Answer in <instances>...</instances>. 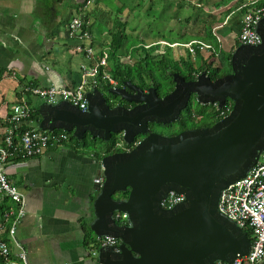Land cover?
<instances>
[{
    "label": "water",
    "instance_id": "water-1",
    "mask_svg": "<svg viewBox=\"0 0 264 264\" xmlns=\"http://www.w3.org/2000/svg\"><path fill=\"white\" fill-rule=\"evenodd\" d=\"M262 41L240 42L230 59L232 71L212 78L207 70L186 79L173 71L174 89L160 96L154 83L145 87L123 78L125 87H106L135 104L112 107L98 88L87 92L86 110L61 101H43L40 128H64L81 141H110L122 133L130 150L104 155L98 164L94 197L96 236H114V245L101 246L99 264H213L232 263L249 253L252 238L219 210L221 192L246 176L264 151V16L257 25ZM131 89V90H130ZM198 102L222 107L233 100L230 112L208 126L169 135L151 130L181 118L191 95ZM138 138V137H137ZM184 194L171 208L162 200L170 191ZM128 192L127 197H116ZM116 212H127L126 221Z\"/></svg>",
    "mask_w": 264,
    "mask_h": 264
},
{
    "label": "crops",
    "instance_id": "crops-1",
    "mask_svg": "<svg viewBox=\"0 0 264 264\" xmlns=\"http://www.w3.org/2000/svg\"><path fill=\"white\" fill-rule=\"evenodd\" d=\"M145 1L144 5L151 11L158 7V0H124L123 3L128 6L130 3L140 4ZM161 1L165 13V29L158 31V35L150 42L139 39L137 41L141 44L131 45L127 52L131 54L129 58L126 57L129 59L127 63L134 65L145 58L139 50L142 46L152 48L150 51L156 57L160 54L167 56L164 49L153 46L156 42L169 44L171 47L168 54L171 52L174 57L178 52L192 54L185 46L186 51H177L171 44L191 41L211 43L213 47L208 51L196 49L193 55L196 60L200 58L199 63H202V57L207 58L213 51L218 56L221 51L232 54L236 45L241 42L239 31L243 15L249 8L264 0ZM106 4V0H0V72H3L0 77V141L10 125L9 115L23 86L71 87L80 82V62L83 57L75 49L76 42L67 35L68 22L73 16L82 15L87 19L96 45L100 46L110 45V38L104 31H100V35L96 34L97 31L92 27L95 20H106L111 28L110 23L119 14H122L125 21L132 17L131 9L128 8L130 5L118 7L114 14V10ZM192 9L198 13L191 15ZM175 23L181 25V31L182 25H185L182 39L176 37H179L181 31ZM144 50L146 53L150 52ZM116 63L118 62L111 63L109 60L108 70L113 75L110 66H115ZM123 78L140 83L138 79L122 76L117 78V85L102 84L96 88L104 92L108 91V86L125 87ZM30 101L32 110L36 105L39 110L43 102L37 97H32ZM41 120L40 113L39 120L30 117L20 128L66 130L42 129L39 126ZM66 131L69 140L49 145L41 154L15 158L6 165L7 174L25 196L24 208L27 213L21 219L16 235L33 264H95L97 261V257H93L91 253L93 248L89 246L87 237L89 228L93 230L91 224L96 217L93 202L98 193L95 188L101 178L98 164L108 153L102 148H88L87 144L78 143L72 139L73 132ZM122 141L126 147L122 150L134 146V142L127 144L123 137ZM3 196L0 193V209L4 208L6 212L11 207L14 213H18L19 204L10 197ZM93 233L96 235L94 231ZM89 235L92 237L91 233ZM5 236L9 240L12 254L5 259L4 264H22L16 254L17 247L6 234ZM259 264H264V259Z\"/></svg>",
    "mask_w": 264,
    "mask_h": 264
},
{
    "label": "built area",
    "instance_id": "built-area-1",
    "mask_svg": "<svg viewBox=\"0 0 264 264\" xmlns=\"http://www.w3.org/2000/svg\"><path fill=\"white\" fill-rule=\"evenodd\" d=\"M264 16V1L249 8L242 17V24L239 31V40L244 43L257 44L262 41L261 35L257 31V25ZM217 28V27H216ZM68 38L76 42L75 49L83 57L80 62V82L75 86L48 85L37 87L25 85L21 88L18 101L13 105L9 115V123L4 137L0 141V193L8 196L19 204L18 213L10 207L4 212L0 221V254L7 259L12 254L9 237L17 247L16 254L22 260V264H33L29 260L28 252L17 238V229L21 219L26 215L25 196L7 174L6 165L15 158L30 157L41 154L49 145L61 144L69 140L66 130H41L39 128L21 129L20 125L30 119L32 106L30 99L37 97L50 103L69 101L70 103L86 110L89 105L87 92L102 84L117 85L118 79L108 70L110 57L113 50L110 45H96L93 33L89 27L87 19L82 15H75L68 22ZM172 46L182 45L187 47L192 56L196 49L208 51L213 45L204 41H191L187 43H174ZM194 54V55H193ZM118 56V53L116 54ZM119 56H121L119 54ZM125 57H130L127 53ZM31 97V98H30ZM227 104V102H226ZM218 102L212 103L220 116L224 117L230 110L229 106L224 108ZM139 142L136 139L134 145ZM121 142L116 143V148L122 146ZM122 148H126L125 146ZM132 148V147H131ZM128 147L127 149H131ZM104 178L98 179L100 184ZM184 199V194L170 191L162 200V205L171 208ZM219 210L228 217L234 219L242 228H251L254 238L250 252L239 255L234 262H216L214 264H259L264 259V151L261 153L257 163L248 171L246 176L229 184L221 192ZM114 217L120 221H126L127 212H116ZM119 241L114 236H97L96 245L91 253L97 257L101 246L114 245Z\"/></svg>",
    "mask_w": 264,
    "mask_h": 264
},
{
    "label": "trees",
    "instance_id": "trees-1",
    "mask_svg": "<svg viewBox=\"0 0 264 264\" xmlns=\"http://www.w3.org/2000/svg\"><path fill=\"white\" fill-rule=\"evenodd\" d=\"M120 18L121 17L118 15L114 19L112 26L109 29V34H110L109 43H110V47L113 50L112 59H114V61H111V63L116 62V57H117L116 54L120 53L119 51H125L127 53L129 47L133 43L139 42V41H134L128 45V43H127L128 41H126V36H125L126 31H123V29L125 27L123 25V22L121 21L122 19H120ZM231 56H232V54H226L224 51H221L220 55L218 56V55H216L215 51H213L212 54L210 56H208L207 58L202 57L201 58L202 63H199L200 58L196 60L194 58V56L188 55V54L185 56V58H183V60H180V58L179 59H172V58H169V57L161 55V54L159 55V57H156L150 51V52H147V55L144 59L138 60L134 65L127 63V64L122 66L119 63H116L115 66H113V64H112L110 66V68L117 78H120L122 76H126V77L128 76V77H132L135 80L138 79L141 82V86H143L145 88L150 85V81H151L156 86H160V88H163V86L165 85L164 91L167 92L168 90H170L174 87L173 86L174 81H173V77H172L173 74L171 71H175V70L179 71L182 75H184L185 78L189 79V78H194L196 73L203 71V70H207L208 73L212 76V78H216V77L222 76V75L232 71L231 62H230ZM156 58H158L159 61L156 64H153L152 67L150 66L148 68L151 60L152 59L155 60ZM216 58H218L219 60L216 61L215 60ZM124 66L126 68H124ZM161 74L165 75L164 81H161ZM2 75H3V72H0V77ZM197 103H199V102L197 101L196 97H192L189 100V103L187 104V107H186V111H188L187 114L190 117V119L196 120L193 124H190L188 118H186V116H184L185 112H182V116H181L180 120L179 121L176 120L174 123H179L180 125H183V127H185L186 125L192 126V127H197L200 125L201 126H208V125H211L214 122H216L222 118V116L219 115L217 109L214 106L213 107L215 108V110H213V112L210 113L211 118H210V116H208L206 114L207 111H205V110H202L199 112L195 111L194 106ZM204 105L206 107H208V104H204ZM228 106H229V109H228V111H229L233 106V100L232 99H228L227 104L224 108H226ZM31 117H33L35 119L37 118V120H39L40 112L38 110L37 105L33 107ZM198 120H199V123H197ZM177 131L178 130H176V132ZM88 137H91L90 134L88 136H85V138L82 141H80L77 137H75L73 135L72 139L76 140L78 143H85L88 145L89 144L88 139H87ZM93 140H96V141L100 140L101 141L102 139L93 138ZM102 141H104V144H105V146H103L102 149L106 153H112L113 151H116V150H122V147L115 148L116 142L118 141L117 134H114L110 141H105V140H102ZM94 146H96V145H94ZM128 194H129L128 192H119V197H127ZM3 197L5 198V195ZM6 197H8V196H6ZM4 212H5L4 208H1L0 213H2L1 214L2 217L4 215ZM245 230L247 231L248 235L253 239L254 238L253 230L251 228H246ZM88 233L89 234L91 233V236H92V237H90V235L88 234V237H87L89 246H91V248H94L95 246L97 247L96 235H94L93 230H91L89 228ZM10 257H11V255H10ZM5 259H7V258L4 255L0 254V262H2L4 264Z\"/></svg>",
    "mask_w": 264,
    "mask_h": 264
},
{
    "label": "rangeland",
    "instance_id": "rangeland-1",
    "mask_svg": "<svg viewBox=\"0 0 264 264\" xmlns=\"http://www.w3.org/2000/svg\"><path fill=\"white\" fill-rule=\"evenodd\" d=\"M106 1H107L106 5H109V8L114 10V14L116 13L115 11H117L118 7L121 6V7L125 8V7H128L130 5V7H128V8L131 9V16L132 17H128V19L125 17L126 18V21H125V19H123L122 14H119V16L121 17L120 19H122L121 21L123 22V25L125 27L123 29V31H126L125 36H126V41H128L127 42L128 45L131 42L137 41L139 39H144V40L150 42L151 40H154L155 37L158 35V31L165 29V25H166V23H165V13L163 11V6H162L163 4H162L161 0H158V2H156V5H158V7H156L152 11L150 10V8L148 6L144 5L147 1H145L143 3H140V4H137V3H133L132 4V3H130V4H128V6H127L126 3H123L124 0H106ZM176 4L178 6V3H176ZM105 13H106V11H105ZM197 13H198V11L195 10V9L190 10V14L191 15H196ZM163 14H164V16H162ZM105 21L106 20H103V19L95 20V23H93L92 27H93V30L97 31L96 34L100 35L99 32L100 31H104V33H106V32L108 33L107 37L110 38V34H109L110 26ZM110 24L112 25V23H110ZM176 25L177 24L175 23V26ZM178 27H179V30L181 31V25H179ZM184 29H185V25H182V30L183 31H181V34L179 35V37L176 36L178 39H182L183 38L184 31H185ZM139 44H141V43L137 42V43H133L132 45H139ZM153 44H154L153 46L157 45L160 49H164L166 51L167 56L169 58H172V59L180 58V60H183V58H185V56L187 55L185 53L184 54H180L178 52V54L175 55V57H176L175 58L171 54V52H170V54H168L169 47H171L169 44H163V43H159L158 44V42L153 43ZM175 47H176L177 51L178 50L186 51V48L184 46H182V45L175 46ZM144 49L150 51L152 48H149V47L148 48L147 47L144 48L143 46L141 48H139L141 53L146 57L147 53L145 52ZM135 51H137V49ZM119 52L120 53H118V56L116 57V61L118 63H120V64H124L125 65L129 61V59H126V57L124 56L126 54V52L125 51H119ZM119 54L121 56H119ZM112 57H113V55L111 56L110 61H114V59H112ZM157 62H158L157 59H155V60L152 59L151 62H150V65L148 66V68L150 66L152 67L153 64H156ZM124 68H126V67L124 66ZM164 77H165V75L161 74V81L165 80ZM212 107H213L212 104H208V107H206L204 104L199 102V103H197L194 106V110L198 111V112L202 111V110H205V111H207L206 114L208 116H210V118H211V114L210 113H212L213 110H215V108L214 107L212 108ZM187 113H188V111H185L186 118H188L190 124H193L196 120H191ZM197 123H199V120L197 121ZM176 126L178 127L179 124H176ZM115 134H117L118 141L122 143V133L120 132V133H115ZM139 136H137V137L139 138ZM87 139H88V142H89L88 148H91L94 145H96V147H99V148H103V146H105L104 141H102L103 139L101 141L100 140H98V141L93 140L92 137H88ZM139 141H140V138H139ZM124 146L125 145L122 144L121 147H124Z\"/></svg>",
    "mask_w": 264,
    "mask_h": 264
},
{
    "label": "flooded vegetation",
    "instance_id": "flooded-vegetation-1",
    "mask_svg": "<svg viewBox=\"0 0 264 264\" xmlns=\"http://www.w3.org/2000/svg\"><path fill=\"white\" fill-rule=\"evenodd\" d=\"M173 77V76H172ZM187 79V78H186ZM189 79H191V78H189ZM188 79V80H189ZM137 82V83H136ZM135 83L138 85V86H141V82L139 83L138 81H136ZM174 87H175V83H174V85H173ZM157 87V89H158V92H159V94H160V96H164L165 94H167V93H169L172 89H174V87L172 88V89H170V90H168L167 92L166 91H164V88H165V85L163 86V88H160V86H156ZM131 90V89H130ZM145 90H147V88L145 89ZM105 92V97H106V100H107V102L111 105V106H115L116 104H119V105H124V106H132V105H134L135 103L134 102H129L128 100H125L122 96H120V95H113L112 93H110V92H108V91H104ZM192 97H196L195 96V94H192L191 95V98ZM190 98V99H191ZM186 111V108L182 111V112H185ZM181 116H182V114H181ZM184 116H185V113H184ZM180 119H178L177 121H179ZM176 121V120H175ZM175 121H173V122H170V123H166V124H164V123H162V124H159V125H157V124H154V123H151L150 124V128H151V130H154V131H157V132H159V133H163V134H169V135H172V134H175V133H178V132H180L181 130H184V129H187V128H192V126H188V125H186L185 127H183V125H180L179 123H174ZM170 124V125H169ZM176 124H179V126L177 127L176 126ZM201 126V125H200ZM176 130H178L177 132H176ZM175 132V133H174ZM90 133H89V131H86L85 133H84V135L85 136H88ZM141 137H143L144 136V134L143 135H140ZM140 136H139V138H140ZM116 197H119V192L118 193H116Z\"/></svg>",
    "mask_w": 264,
    "mask_h": 264
},
{
    "label": "bare ground",
    "instance_id": "bare-ground-1",
    "mask_svg": "<svg viewBox=\"0 0 264 264\" xmlns=\"http://www.w3.org/2000/svg\"><path fill=\"white\" fill-rule=\"evenodd\" d=\"M119 242V241H118ZM252 246V245H251ZM250 252V251H249ZM248 254V253H247ZM245 255V254H244ZM238 257V256H237ZM217 262H225V261H217ZM216 263V262H215ZM226 263H229V262H226ZM214 264V263H213Z\"/></svg>",
    "mask_w": 264,
    "mask_h": 264
}]
</instances>
